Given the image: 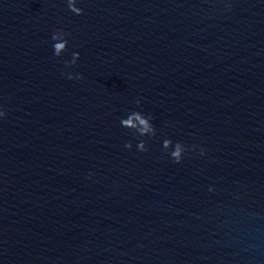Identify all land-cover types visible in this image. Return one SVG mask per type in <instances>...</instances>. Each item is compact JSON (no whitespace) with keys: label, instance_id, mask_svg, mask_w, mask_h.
<instances>
[{"label":"water","instance_id":"1","mask_svg":"<svg viewBox=\"0 0 264 264\" xmlns=\"http://www.w3.org/2000/svg\"><path fill=\"white\" fill-rule=\"evenodd\" d=\"M0 109V264H264V0H0Z\"/></svg>","mask_w":264,"mask_h":264},{"label":"clouds","instance_id":"2","mask_svg":"<svg viewBox=\"0 0 264 264\" xmlns=\"http://www.w3.org/2000/svg\"><path fill=\"white\" fill-rule=\"evenodd\" d=\"M82 11L83 10H80L77 14L78 15H81L82 14ZM59 53H57V55H58ZM81 77H79V79H80ZM5 116V112L2 110V109H0V118H3ZM177 163H179V161H177Z\"/></svg>","mask_w":264,"mask_h":264}]
</instances>
